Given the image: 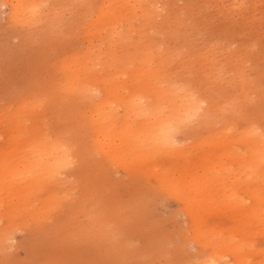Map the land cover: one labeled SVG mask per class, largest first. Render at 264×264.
<instances>
[{
	"label": "rangeland",
	"instance_id": "rangeland-1",
	"mask_svg": "<svg viewBox=\"0 0 264 264\" xmlns=\"http://www.w3.org/2000/svg\"><path fill=\"white\" fill-rule=\"evenodd\" d=\"M18 1L0 0V227L18 212L0 264H264V0H132L134 20L124 0ZM103 25L127 32L114 53ZM154 120L178 142L146 148ZM56 141L47 183L24 158Z\"/></svg>",
	"mask_w": 264,
	"mask_h": 264
},
{
	"label": "bare ground",
	"instance_id": "bare-ground-1",
	"mask_svg": "<svg viewBox=\"0 0 264 264\" xmlns=\"http://www.w3.org/2000/svg\"><path fill=\"white\" fill-rule=\"evenodd\" d=\"M124 1L127 2V3H130L131 11L129 12V16L131 17V20H134L136 13H133V11H136V8L138 7V5H136L135 1H132V0H124ZM18 2L19 1L16 0L15 5L12 6V8L14 10L13 17L17 14L16 12H17V9L19 8ZM131 24H132L131 21H128V23L126 24V29H127V27H130ZM101 30L104 31L103 33H106L107 31H109V33H108V42H109V46H110L109 50H112L113 53H114L115 44L119 43V39H121V42L123 40L125 42V40L127 38L126 30L124 31V33H122L119 30V26L118 25H114L110 29H108V27L106 25H103L102 28H100V30H98V32L100 33ZM103 33L98 34V35L102 36ZM87 43H89L88 40H87ZM71 57H69V58H71ZM72 59L75 60V61H78L80 58H74L73 57ZM109 59L111 60V57ZM84 61H85V59L83 58V62ZM71 63H72V61H70L69 63H66L65 66L70 68L71 67ZM84 67L86 69H88L87 66H84ZM71 72H72V69H69V75L67 76V79H68L67 83L68 84H69V79H71ZM70 86L72 87V85H70ZM73 86H74V84H73ZM115 89L116 88H113L111 90L112 97L114 96ZM82 94H83V92H82ZM135 98L139 101L141 97H139V96L137 97L136 95H131V97L129 99L130 107L129 106L127 107L128 111L130 113H132V115H134V109L135 108L133 107L132 104L134 103V100H136ZM92 99L96 100L95 97H92ZM113 101H116V100H113ZM90 102L92 104L91 108L94 109V111L96 112V115H99L101 113H105L104 112V110H105L104 107L105 106L102 104V102H103L102 100L98 101L97 103H95L94 101H90ZM200 102H204V100H201ZM116 104H117V102L113 103L112 105H108V108H115ZM36 105H39L38 102H36L34 104L35 107H37ZM126 105H128V102H126ZM35 107H33V108H35ZM248 128L253 132V136H254V138L256 140V143H257V145L259 147L258 148V152H257L259 162L261 163V165H264V128L259 126V124H253V123H251L248 126ZM145 131H148V134H150L149 135L150 138L148 137L149 140H148L147 145H146L147 146L146 148H148V149L156 148L158 145H160L162 147H167L168 144L171 143L169 139H172V140L174 139V141H173L174 144L177 141L174 138L175 134L172 136V134L170 133L169 125H167V120H158V121L154 120L152 122L151 126H148L147 129L145 128ZM80 140L82 142L84 140V136L82 138H80ZM143 140H145V139H143ZM38 144H35V142L32 143L33 147L30 150L31 152L29 154H26V156L24 158V161H29L30 157L38 160L37 162L41 163L42 166L44 167V169L41 171V173L39 175L40 176H45V178L47 180L46 181L47 183L54 182V180L56 179L57 174H59L60 171H62L66 167V165L69 163L70 159H68V157L65 155L64 151H62V150L58 151L57 150V148H59L57 141L54 142L52 145H50L48 147H44L45 145L41 146V145H38ZM138 147H139L137 149L138 152H141L144 149L143 145H139ZM34 164L35 163L33 162V164L29 163L28 164L29 166L23 165L21 167V170H23L24 172H27V175H23L22 177L17 175L19 179H21V178L23 179L22 183L26 182V179H24V178H30V179L32 178L33 174L31 175V173H32L33 168H34ZM31 167H32V170H31ZM256 168H257V165H254V166L250 165L249 166V170L247 172L248 173H255L257 171ZM215 173H217V172H215ZM247 175L248 174L244 171V176L246 177ZM39 179L42 180L41 178H39ZM213 180H215V178H213ZM226 180L228 181L227 185H232L234 187L242 182L241 181V176H237V175H233L231 177H228V175H227L226 176ZM237 189H238V187H237ZM236 194H237V192H234V191L231 192V193H228L227 200L228 201L230 200V201L235 202V203L236 202H242L243 200L242 199L238 200V198L236 197ZM223 195H224V193H223ZM10 201H12V200H10ZM22 201H26V198H23ZM205 204H206V206L210 205L209 201H206ZM0 210H1V205H0ZM15 212H16V208L12 209L10 211H7V212H6V209H5V211H4V215H5L4 224L5 225L0 227V235L1 236H3V237L6 236V233L8 232V229L11 228V227L16 226V216H17L18 212L17 213H15ZM35 216H36L37 219L41 220L46 215H44L43 214V210L41 208H39L35 212ZM223 240H224L223 238H221V239L216 238L215 239V244L219 245ZM0 243H1V241H0ZM206 243L209 244L210 242L208 241ZM204 263L205 264H209V263L210 264H215L216 263V259L214 257V254L213 253L208 254L204 258ZM218 263L219 264H225V262H223L221 260ZM238 264H247V262L246 263L238 262Z\"/></svg>",
	"mask_w": 264,
	"mask_h": 264
}]
</instances>
